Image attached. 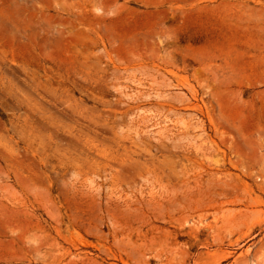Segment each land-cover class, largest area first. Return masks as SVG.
I'll use <instances>...</instances> for the list:
<instances>
[{"label": "rangeland", "instance_id": "1", "mask_svg": "<svg viewBox=\"0 0 264 264\" xmlns=\"http://www.w3.org/2000/svg\"><path fill=\"white\" fill-rule=\"evenodd\" d=\"M0 264H264V0H0Z\"/></svg>", "mask_w": 264, "mask_h": 264}]
</instances>
